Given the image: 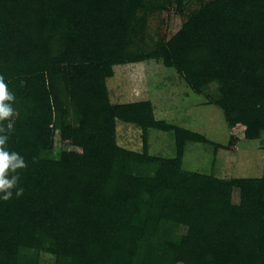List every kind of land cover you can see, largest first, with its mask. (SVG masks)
<instances>
[{"label": "trees", "instance_id": "obj_1", "mask_svg": "<svg viewBox=\"0 0 264 264\" xmlns=\"http://www.w3.org/2000/svg\"><path fill=\"white\" fill-rule=\"evenodd\" d=\"M191 1L0 0V76L15 96L2 126L27 164L0 193V264H264V172L187 171L189 144L227 147L157 119L150 101H111L115 67L160 61L230 129L264 140V0H195L173 36H150L152 16ZM118 121L139 127L141 151L119 145ZM152 130L173 134L174 157L150 153Z\"/></svg>", "mask_w": 264, "mask_h": 264}, {"label": "rangeland", "instance_id": "obj_2", "mask_svg": "<svg viewBox=\"0 0 264 264\" xmlns=\"http://www.w3.org/2000/svg\"><path fill=\"white\" fill-rule=\"evenodd\" d=\"M187 6L183 16L177 15L173 8L152 16L150 36L155 40L173 36L199 7L195 0ZM108 87L113 103L150 101L157 119L201 133L210 142L227 147L216 151L212 144H189L183 161L185 170L220 178H259L263 175L264 140H246L241 126L230 129L223 111L208 104L205 96L192 91L175 69L154 60L120 65L115 67V76L108 80ZM211 94H217L216 86L212 87ZM117 130L120 146L133 151L142 150L138 126L118 121ZM149 140L152 155L175 156L172 133L152 130ZM56 144L58 149L63 147L59 139ZM238 200L236 193L234 201ZM41 264H54L52 256L42 255Z\"/></svg>", "mask_w": 264, "mask_h": 264}, {"label": "clouds", "instance_id": "obj_3", "mask_svg": "<svg viewBox=\"0 0 264 264\" xmlns=\"http://www.w3.org/2000/svg\"><path fill=\"white\" fill-rule=\"evenodd\" d=\"M15 96L8 91L4 78L0 76V193H4L2 199L8 201L12 197V189L16 188L19 180L18 170L25 169L27 164L19 153L10 152L6 149L8 140L7 130L12 127L11 123L7 128L2 122L9 121L15 114L12 104ZM11 174V175H10ZM23 188L16 191V196L23 195Z\"/></svg>", "mask_w": 264, "mask_h": 264}, {"label": "crops", "instance_id": "obj_4", "mask_svg": "<svg viewBox=\"0 0 264 264\" xmlns=\"http://www.w3.org/2000/svg\"><path fill=\"white\" fill-rule=\"evenodd\" d=\"M150 134H151V133H150ZM149 142H150V140H149ZM150 144H151V143H150ZM151 148H152V147H151V145H150V153H151Z\"/></svg>", "mask_w": 264, "mask_h": 264}]
</instances>
